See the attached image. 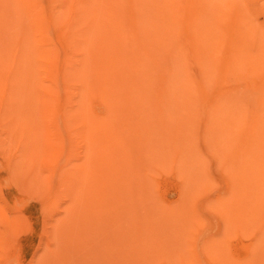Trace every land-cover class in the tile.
I'll return each instance as SVG.
<instances>
[{
  "label": "bare ground",
  "instance_id": "6f19581e",
  "mask_svg": "<svg viewBox=\"0 0 264 264\" xmlns=\"http://www.w3.org/2000/svg\"><path fill=\"white\" fill-rule=\"evenodd\" d=\"M186 1L180 12L174 0H0V136L28 89L44 142L35 125L14 129L31 138L30 157L74 162L53 174L59 191L71 182L79 194L97 152L99 205L135 209L116 235L91 237L93 264H159L161 254L166 264H264V0ZM59 41L70 48L61 59ZM168 173L181 181L172 207L152 198ZM239 235L251 240L246 262L228 255ZM120 247L119 260L96 254Z\"/></svg>",
  "mask_w": 264,
  "mask_h": 264
},
{
  "label": "rangeland",
  "instance_id": "374dc122",
  "mask_svg": "<svg viewBox=\"0 0 264 264\" xmlns=\"http://www.w3.org/2000/svg\"><path fill=\"white\" fill-rule=\"evenodd\" d=\"M186 2V0H174L176 7L180 8V12H183ZM44 4L46 5V0H44ZM68 17L74 20V15L70 14ZM61 44L60 41L56 42L60 59L65 52H70L68 46ZM0 70L2 74L7 73L6 67ZM190 72V76L193 77V71ZM25 80H22L24 85L28 82ZM32 98L33 95L29 93L28 89H22L16 95L10 103L11 124L6 125L8 127L10 124L7 131L11 134L0 136V201L4 204L0 205V209L5 210L3 213L8 216L12 226L11 230H8L11 234L3 233L5 242L7 237L10 236L11 239L9 238L5 245L0 243L2 247L4 245L3 248L0 245V264H93L89 261L92 255L87 260L84 258V256L88 257L85 255L88 244L92 248L95 245L90 243L96 241L91 237L98 236L101 239L108 238L111 234L116 235L114 230L123 224L117 219L129 218L135 209L126 212L124 208L129 207H125V205H121V207L99 205L98 197L105 192V189L100 184L102 177L97 169V152L93 156L91 155V160L87 163L85 168L86 183L83 189L79 190V194L72 193L71 182L61 186L59 191L56 187V177L53 174L57 170L70 171L74 162L69 164L64 160L62 163L56 158H44L42 154L36 158L30 157L28 153L32 149L29 145L31 138L29 135L22 136L19 130L14 129L18 127L19 122L28 127L35 125L38 129L32 134L35 132L33 135L37 139V144L44 142L45 134L43 131H39L41 122L38 109H36L37 105ZM90 102L95 110L94 115L103 113L104 106L98 97L92 96ZM58 104L56 101L52 103L54 110L58 108ZM170 174L156 179L158 196L154 195L152 198L158 197L164 204L161 206L172 207L180 197L181 181ZM33 179L42 182L35 185ZM54 191L57 195L56 191L61 194H59V198L57 196L55 205H51L52 197H55ZM208 195L213 198L215 192L211 191ZM141 208L138 214L144 212V205ZM0 212L1 215L2 211ZM196 212H202L201 214L204 216L208 215L207 209L201 205H196ZM4 214L0 219V231L2 230L0 237L3 235V231L6 232L8 225H6L7 219ZM149 214L155 216L156 210H150ZM110 221L115 222L113 226ZM95 223L100 224L96 230L93 228ZM198 230L202 229L199 227ZM147 239L148 245L163 246L159 239ZM230 245L228 255L233 261L246 262L248 260L251 246L249 238L241 237V235L235 236L231 238ZM7 246L9 248L5 250L4 248ZM83 246H85L84 249ZM114 251L104 248L96 254L106 256L112 261L119 260L117 256L121 255V247L120 252ZM95 258L97 260V256ZM153 260L159 264H166V256L163 254L155 255Z\"/></svg>",
  "mask_w": 264,
  "mask_h": 264
}]
</instances>
